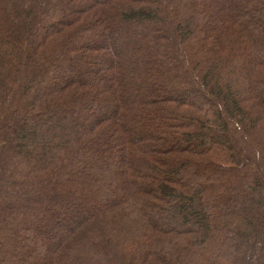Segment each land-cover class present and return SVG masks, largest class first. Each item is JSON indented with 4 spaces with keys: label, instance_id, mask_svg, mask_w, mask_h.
Returning <instances> with one entry per match:
<instances>
[{
    "label": "trees",
    "instance_id": "1",
    "mask_svg": "<svg viewBox=\"0 0 264 264\" xmlns=\"http://www.w3.org/2000/svg\"><path fill=\"white\" fill-rule=\"evenodd\" d=\"M0 264H264V0H0Z\"/></svg>",
    "mask_w": 264,
    "mask_h": 264
}]
</instances>
